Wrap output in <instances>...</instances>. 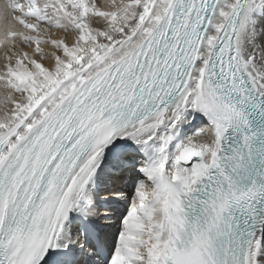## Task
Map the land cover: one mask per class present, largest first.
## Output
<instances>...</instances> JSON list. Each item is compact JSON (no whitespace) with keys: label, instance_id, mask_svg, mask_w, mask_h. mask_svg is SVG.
Returning a JSON list of instances; mask_svg holds the SVG:
<instances>
[{"label":"snow or ice","instance_id":"snow-or-ice-1","mask_svg":"<svg viewBox=\"0 0 264 264\" xmlns=\"http://www.w3.org/2000/svg\"><path fill=\"white\" fill-rule=\"evenodd\" d=\"M0 50V264H264V0H4Z\"/></svg>","mask_w":264,"mask_h":264},{"label":"bare ground","instance_id":"bare-ground-1","mask_svg":"<svg viewBox=\"0 0 264 264\" xmlns=\"http://www.w3.org/2000/svg\"><path fill=\"white\" fill-rule=\"evenodd\" d=\"M1 1H2V0H1ZM2 3H4V2H1V4H2ZM1 51H2V50H1ZM2 94H3V93H2V90H0V95H2Z\"/></svg>","mask_w":264,"mask_h":264},{"label":"rangeland","instance_id":"rangeland-1","mask_svg":"<svg viewBox=\"0 0 264 264\" xmlns=\"http://www.w3.org/2000/svg\"><path fill=\"white\" fill-rule=\"evenodd\" d=\"M1 51V50H0ZM1 56H2V51H1Z\"/></svg>","mask_w":264,"mask_h":264}]
</instances>
